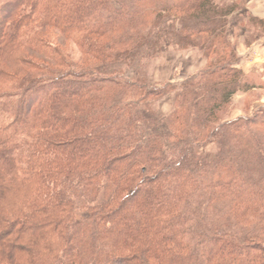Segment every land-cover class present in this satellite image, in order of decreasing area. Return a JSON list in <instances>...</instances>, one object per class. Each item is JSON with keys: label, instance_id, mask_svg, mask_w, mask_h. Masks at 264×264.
I'll return each instance as SVG.
<instances>
[{"label": "trees", "instance_id": "trees-1", "mask_svg": "<svg viewBox=\"0 0 264 264\" xmlns=\"http://www.w3.org/2000/svg\"><path fill=\"white\" fill-rule=\"evenodd\" d=\"M193 1L3 5L0 264H264V119L220 118L247 88L235 8ZM167 46L209 62L155 87Z\"/></svg>", "mask_w": 264, "mask_h": 264}, {"label": "rangeland", "instance_id": "rangeland-1", "mask_svg": "<svg viewBox=\"0 0 264 264\" xmlns=\"http://www.w3.org/2000/svg\"><path fill=\"white\" fill-rule=\"evenodd\" d=\"M8 1L11 0H0V21L3 15L1 8ZM212 1L218 6H224L230 9L235 8L231 16L227 18L228 22L225 26V35L230 45L229 50L236 56V67L242 74L240 81L247 87L244 90L241 89L231 98L229 105L220 114V118L222 121H230L237 118H251L252 116L264 119V20L262 21L257 17H253L252 19L259 23L250 19L248 20L247 17H250L251 14L246 13L247 11L243 9L245 2L248 1L249 7L256 8V10L258 9L259 12L264 14V0H253L254 3H252V0ZM199 2L200 0L193 1L192 4H198ZM259 7L262 8L260 9ZM176 13L177 12L168 13L163 17L166 18L168 23L174 21L178 22V20H175L178 17V13ZM169 16H171V18ZM260 21L263 22V25L260 24ZM229 26H234L233 31L229 30ZM69 49L71 53L77 50L76 47L72 45ZM190 51H194L192 56L191 53L189 54ZM197 53L200 58L197 56ZM179 54H187L189 57L181 58ZM192 57L195 58L196 62L190 59ZM208 62L209 59H206L198 49L178 50L175 47L167 46L158 57L149 62L146 73L151 84L155 87H161L166 84L177 86L179 83L203 71ZM174 66L176 67L174 68ZM179 73L181 75H179ZM124 75L128 78L132 77L133 70L126 69ZM156 106L163 115H169L173 109L172 96L166 95L158 99ZM218 151L219 148L217 145L211 142L204 145L201 149V152H203L207 158H213Z\"/></svg>", "mask_w": 264, "mask_h": 264}, {"label": "crops", "instance_id": "crops-1", "mask_svg": "<svg viewBox=\"0 0 264 264\" xmlns=\"http://www.w3.org/2000/svg\"><path fill=\"white\" fill-rule=\"evenodd\" d=\"M235 1V0H234ZM251 3V2H250ZM252 3H254V1L252 0ZM252 5V4H251ZM261 6V5H260ZM260 9L262 8V7H259ZM244 11H247L246 13H248V14H251V16L250 17H247L248 18V20L249 19H252L253 17H257V18H259L260 20H264L263 18H264V14L262 13V12H259L258 11V9L256 10V8H251V7H249V5H248V1H246L245 2V4H244ZM242 11V10H241ZM235 14V13H234ZM247 20V19H246ZM233 27L234 26H229V30H231V31H233ZM191 53V56L194 54V51H190L189 52V54ZM188 54V53H187ZM183 55V54H179V56L182 58H188L189 56V54L188 55ZM197 56L199 57V54L197 53ZM200 58V57H199ZM193 62H196L195 61V58H190ZM198 60H200V59H198ZM198 62V61H197ZM180 64V63H179ZM180 66V65H179ZM176 66H174V68H175ZM178 67V66H177ZM172 68H173V65H172ZM180 68H181V66H180ZM174 70V69H173ZM174 72L178 75V73L174 70ZM174 73V74H175ZM179 75H181L180 73H179ZM174 77H176V76H174Z\"/></svg>", "mask_w": 264, "mask_h": 264}]
</instances>
